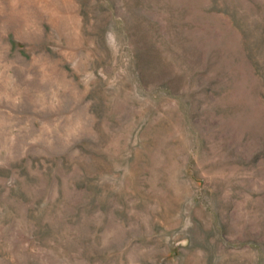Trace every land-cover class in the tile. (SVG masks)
<instances>
[{
  "label": "rangeland",
  "instance_id": "374dc122",
  "mask_svg": "<svg viewBox=\"0 0 264 264\" xmlns=\"http://www.w3.org/2000/svg\"><path fill=\"white\" fill-rule=\"evenodd\" d=\"M0 264H264V0H0Z\"/></svg>",
  "mask_w": 264,
  "mask_h": 264
}]
</instances>
